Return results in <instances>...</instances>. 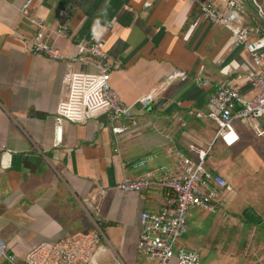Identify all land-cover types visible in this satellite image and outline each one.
Listing matches in <instances>:
<instances>
[{"label":"crops","instance_id":"1","mask_svg":"<svg viewBox=\"0 0 264 264\" xmlns=\"http://www.w3.org/2000/svg\"><path fill=\"white\" fill-rule=\"evenodd\" d=\"M26 1L0 0V143L10 150L0 152V236L14 257L9 262L0 255V264H26L25 255L35 244L89 231L93 220L105 233L103 264L116 258L132 262L136 254L141 260L140 216L157 208L163 190L124 192L116 184L148 170L161 176L173 168L176 158L166 151L169 142L182 150L189 144L204 148L212 142L216 124L205 116L208 96L220 81H237L250 95L247 77L255 72L252 58L229 30L204 19L191 0H32L24 16L21 7ZM257 2L264 11V0ZM214 3L221 5L220 0ZM247 7L243 23L253 34L256 28L264 32L253 0ZM62 9L66 15L59 14ZM34 16L69 24L70 38L48 39L65 54L76 52V41L105 43L111 85L133 105L136 127L115 136L104 116L86 123L65 121L62 143L55 146L54 117L65 63L29 52L35 32L29 18ZM78 68L93 70L89 65ZM177 69L189 77L173 81L151 106L137 103ZM204 79L211 84H203ZM209 122L214 123L212 128ZM258 122L264 130V119ZM235 123L239 141L226 146L216 140L228 154L222 164L215 161L210 166L231 185L232 164H245V179L254 184L240 192L242 212L226 222L223 204L233 203L241 194L223 191L222 204L210 219L201 215L203 209L193 208L188 222L192 217L195 224L205 220L202 224L212 234L226 225L234 227L233 243L247 231L245 225L251 226L244 239V264H264V135L258 136L239 120ZM142 158L147 160L141 166L122 165ZM101 188L107 192L101 194ZM195 235L201 241L205 238L199 232Z\"/></svg>","mask_w":264,"mask_h":264},{"label":"built area","instance_id":"2","mask_svg":"<svg viewBox=\"0 0 264 264\" xmlns=\"http://www.w3.org/2000/svg\"><path fill=\"white\" fill-rule=\"evenodd\" d=\"M202 16L214 25L223 26L235 37L238 44L251 56L255 72L247 77L250 95L244 93L237 81H220L208 96V116L215 124L214 139L207 148L189 144L187 150L168 146L166 151L176 158L174 167L159 176L154 170H148L137 178L125 177L115 188L124 192L144 193L159 187L163 193L157 197L158 206L153 211H144L140 216V234L137 250L141 257L138 264H201V256L196 249L179 246V239L189 231L188 218L193 208L216 212L222 204V190L231 191L232 186L221 174L206 167V160L216 140L226 146L235 145L240 136L235 127L239 120L250 125L258 136L264 135L259 119H264V32L261 28L253 31L249 24L243 23L248 13V0H220L216 6L214 0H191ZM32 0L21 7L24 16L29 14ZM256 15L264 26V11L253 0ZM62 9L60 15H66ZM35 32L30 38L29 52L44 54L50 59L65 63L62 76V94L54 117V144L62 143L63 123H86L89 120L106 117L112 133L124 134L138 125V117L132 104H127L111 85L112 65L103 41H76V52L65 54L50 44L51 36L71 37L68 23L49 22L40 17H30ZM89 65L92 71L82 70L78 66ZM189 77L184 70H174L164 85L151 89L137 100L146 108L156 102L158 96L173 81L186 80ZM244 76H239L241 81ZM246 78V77H245ZM200 79V75L198 76ZM203 84L210 85L204 79ZM202 117L203 114H196ZM10 151L0 143V152ZM146 158L128 160L123 166L138 167ZM101 194L107 189L101 188ZM105 233L101 224L93 220L89 231L75 232L58 242H40L32 246L25 255L26 264H103L100 257ZM0 255L9 262L14 261L0 236ZM176 259V260H175ZM111 264H126L116 258Z\"/></svg>","mask_w":264,"mask_h":264},{"label":"rangeland","instance_id":"3","mask_svg":"<svg viewBox=\"0 0 264 264\" xmlns=\"http://www.w3.org/2000/svg\"><path fill=\"white\" fill-rule=\"evenodd\" d=\"M210 127L212 128L214 126L213 122H209ZM237 125V123H235ZM216 131V127L212 131ZM211 131V130H210ZM210 143L208 142L207 146ZM168 145L173 146V142H169ZM221 142H216L209 152L208 160H206V167L211 170L210 163H213L216 161V164H222L223 158L227 157V151L226 148L221 147ZM207 146H203L204 148H207ZM234 156V155H232ZM211 157V158H210ZM244 163H240V165L235 166V164H232L233 168V174L231 175V186L232 190L230 193L232 194H241L238 196L237 200L233 203L230 201H226V203L223 204L222 210L225 211L227 215L226 222L228 219H232L231 215L235 216L238 213L242 212V208L239 206L240 200L244 196L242 193H240L243 190V193L247 189V187H251L254 184V180L249 181L248 179H245V170H244ZM213 170V169H212ZM258 181V180H257ZM254 190V188H253ZM225 190H222V192ZM227 192V191H225ZM220 200H223L222 197H220ZM92 212L95 214L96 212L92 210ZM201 215H207L210 219V216H212V213L206 210H203L200 212ZM215 216V214H214ZM195 219L192 217L190 219V222H188L189 231L186 236L181 237L179 239V246L187 247L189 249H197L201 256V264H244V255H243V247H244V239L247 238V231L251 230V226L245 225L247 231H243V234L238 238V240L234 241L235 235L237 234L236 231H234V227L231 226H224L219 229V232H215L216 234H212V232L208 231V227L205 224V220H201L200 222L194 223ZM217 220V218H215ZM260 228H257L256 230L253 229V231L258 232ZM252 231V232H253ZM196 232H199L205 238L201 241V238H197L195 235ZM210 232V233H209ZM140 260L139 256L137 254L133 257L132 262H127L128 264H138V261ZM176 260V259H175ZM113 262V261H112ZM126 263V264H127ZM105 264V263H104Z\"/></svg>","mask_w":264,"mask_h":264},{"label":"trees","instance_id":"4","mask_svg":"<svg viewBox=\"0 0 264 264\" xmlns=\"http://www.w3.org/2000/svg\"><path fill=\"white\" fill-rule=\"evenodd\" d=\"M243 214H247V212L245 211V212H243ZM249 215V214H248Z\"/></svg>","mask_w":264,"mask_h":264}]
</instances>
